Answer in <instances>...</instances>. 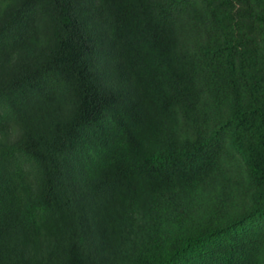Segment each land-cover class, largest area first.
I'll return each mask as SVG.
<instances>
[{
  "label": "trees",
  "instance_id": "1",
  "mask_svg": "<svg viewBox=\"0 0 264 264\" xmlns=\"http://www.w3.org/2000/svg\"><path fill=\"white\" fill-rule=\"evenodd\" d=\"M0 60V264H264V0H0Z\"/></svg>",
  "mask_w": 264,
  "mask_h": 264
},
{
  "label": "rangeland",
  "instance_id": "2",
  "mask_svg": "<svg viewBox=\"0 0 264 264\" xmlns=\"http://www.w3.org/2000/svg\"><path fill=\"white\" fill-rule=\"evenodd\" d=\"M1 64H3V60H0V78H1ZM18 137V131L13 127L11 123L8 122V124L5 125V129L0 130V142H7V143H13L16 138ZM29 165L25 166V170H29ZM26 170V173L29 176V172ZM30 171V170H29ZM35 253V250H33V254Z\"/></svg>",
  "mask_w": 264,
  "mask_h": 264
}]
</instances>
